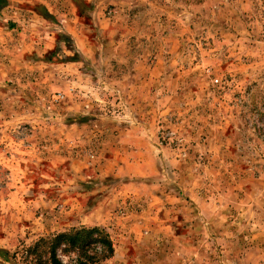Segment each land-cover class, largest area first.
I'll list each match as a JSON object with an SVG mask.
<instances>
[{
  "label": "rangeland",
  "instance_id": "1",
  "mask_svg": "<svg viewBox=\"0 0 264 264\" xmlns=\"http://www.w3.org/2000/svg\"><path fill=\"white\" fill-rule=\"evenodd\" d=\"M84 228L59 264H264V0H0V264Z\"/></svg>",
  "mask_w": 264,
  "mask_h": 264
},
{
  "label": "trees",
  "instance_id": "2",
  "mask_svg": "<svg viewBox=\"0 0 264 264\" xmlns=\"http://www.w3.org/2000/svg\"><path fill=\"white\" fill-rule=\"evenodd\" d=\"M98 230L95 228H88V229H80L75 230L73 233L69 234H60L57 235L55 238H53L52 241H40L37 245H35L33 248L28 249L27 253L30 254L32 252V255L34 257V264H59L57 259L55 258V251L56 248L61 245H67L70 247H75L77 245V240L80 241L82 239V236H90L93 233L97 232ZM83 241V240H82ZM84 243V242H81ZM106 252H108L109 255L112 254V246L109 241H106ZM47 249V254H50V259L45 258L42 259L38 255L40 252H44V250Z\"/></svg>",
  "mask_w": 264,
  "mask_h": 264
},
{
  "label": "crops",
  "instance_id": "3",
  "mask_svg": "<svg viewBox=\"0 0 264 264\" xmlns=\"http://www.w3.org/2000/svg\"><path fill=\"white\" fill-rule=\"evenodd\" d=\"M41 3L45 4L47 7H49V6H50V4H48V5H47L45 2H41ZM49 9H50V8H49Z\"/></svg>",
  "mask_w": 264,
  "mask_h": 264
}]
</instances>
